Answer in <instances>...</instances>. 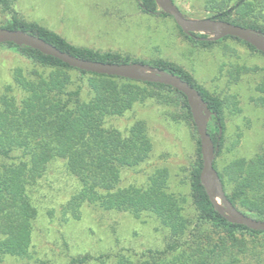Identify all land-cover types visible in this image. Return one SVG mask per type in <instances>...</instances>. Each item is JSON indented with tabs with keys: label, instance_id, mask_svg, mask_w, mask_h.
<instances>
[{
	"label": "trees",
	"instance_id": "trees-1",
	"mask_svg": "<svg viewBox=\"0 0 264 264\" xmlns=\"http://www.w3.org/2000/svg\"><path fill=\"white\" fill-rule=\"evenodd\" d=\"M136 2L144 14L171 17L155 0ZM13 5L12 0H0V7L12 13L10 21L0 28L24 31L83 60L150 65L179 76L194 87L212 112L208 131L218 147L214 167L228 199L245 215L264 221V150L249 159L233 160L224 173L217 168L225 143V100L174 62L144 61L117 52L75 46L62 35L25 21ZM204 10L209 18L264 34V0H204ZM176 26L185 40L198 48L209 50L232 39L258 52L238 38L206 40L209 37L206 34H186ZM0 48L14 50L34 64L51 69L48 75L34 71L30 76L21 68L14 69L13 84L7 85L0 95V155L11 159L12 153H21L0 166V257L25 259L31 256L33 223L39 214L31 191L45 175L49 164L59 159L80 186L64 205L66 215L79 219L85 204H96L105 210L129 212L136 218L151 212L168 228L170 242L164 250L149 251L137 263L120 255L117 264H242L249 252L264 247V231L230 223L210 201L201 183L200 138L183 93L163 84L80 71L27 46L5 43L0 44ZM71 70L89 76L88 96L84 97L82 87L71 88ZM259 90L264 93V82ZM147 99L159 103H166L168 99L177 102L180 114L167 115L176 123L185 122L193 129L197 158L190 174V197L197 212L195 221L182 214V200L167 191L166 168L156 170L145 186H121L122 171L144 163L153 150V143L145 121L136 120L124 130L115 123L137 103ZM101 260L102 257L98 264H104ZM86 261V257L73 259L72 264Z\"/></svg>",
	"mask_w": 264,
	"mask_h": 264
},
{
	"label": "rangeland",
	"instance_id": "rangeland-1",
	"mask_svg": "<svg viewBox=\"0 0 264 264\" xmlns=\"http://www.w3.org/2000/svg\"><path fill=\"white\" fill-rule=\"evenodd\" d=\"M188 18H209L204 0H174ZM19 15L62 35L71 44L101 52H117L132 58L174 62L191 72L211 93L225 100V143L217 159L224 173L233 160L252 158L264 150V55L228 39L207 50L188 43L171 17L144 14L136 0H12ZM12 13L0 7V27ZM21 68L25 75L44 69L19 53L0 48V95L13 84L12 72ZM72 89L82 87L88 96L89 76L69 71ZM167 113L180 114L177 102L159 103L147 99L117 121L122 130L136 120L147 123L153 150L149 158L133 169L122 171L121 186L142 187L156 170H168L167 191L182 200V214L195 221L197 212L190 197V174L195 164L197 144L193 129L185 122L176 123ZM11 159L0 155V166ZM63 160L49 164L45 175L32 188L39 214L33 223L31 256L25 259L0 257V264H72L87 258L84 264H117L120 255L137 263L149 251L157 252L170 242V232L151 212L136 218L129 212L105 210L85 204L80 218L64 213V205L79 189ZM230 189V188H229ZM1 238V236H0ZM242 264H264V247L248 253Z\"/></svg>",
	"mask_w": 264,
	"mask_h": 264
},
{
	"label": "water",
	"instance_id": "water-1",
	"mask_svg": "<svg viewBox=\"0 0 264 264\" xmlns=\"http://www.w3.org/2000/svg\"><path fill=\"white\" fill-rule=\"evenodd\" d=\"M157 5L186 33L206 34V40L218 41L225 37L238 38L253 46L258 52L264 54V34L260 31L244 28L225 21L213 18H188L173 0H155ZM13 43L17 46H27L41 53L55 57L74 69L120 77L139 82L158 83L171 86L183 93L188 101L194 123L201 143L203 168L201 183L205 188L215 209L230 223L243 225L251 230L264 231V221L251 218L238 210L228 199L218 171L214 167L218 147L215 146L208 125L212 112L200 93L181 77L158 68L142 63L109 64L77 58L62 52L43 39L21 30L0 28V44ZM221 134V133H220Z\"/></svg>",
	"mask_w": 264,
	"mask_h": 264
}]
</instances>
